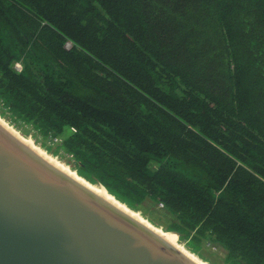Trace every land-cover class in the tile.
I'll list each match as a JSON object with an SVG mask.
<instances>
[{"label":"trees","instance_id":"trees-1","mask_svg":"<svg viewBox=\"0 0 264 264\" xmlns=\"http://www.w3.org/2000/svg\"><path fill=\"white\" fill-rule=\"evenodd\" d=\"M0 115L202 260L264 264V0H0Z\"/></svg>","mask_w":264,"mask_h":264},{"label":"water","instance_id":"water-1","mask_svg":"<svg viewBox=\"0 0 264 264\" xmlns=\"http://www.w3.org/2000/svg\"><path fill=\"white\" fill-rule=\"evenodd\" d=\"M68 166L0 115V264H210Z\"/></svg>","mask_w":264,"mask_h":264},{"label":"rangeland","instance_id":"rangeland-1","mask_svg":"<svg viewBox=\"0 0 264 264\" xmlns=\"http://www.w3.org/2000/svg\"><path fill=\"white\" fill-rule=\"evenodd\" d=\"M30 137V136H29ZM32 138V137H31ZM38 145V144H37ZM62 161V160H61ZM62 162H64L65 163V161H62ZM65 164H67V163H65ZM68 165V164H67ZM71 168H72V165L70 166ZM73 169V168H72ZM74 170V169H73ZM138 212H140L141 213V211H138ZM143 217L145 218V219H147L148 221H149V218H148V216H145L144 214H143ZM165 217H161V218H159V221H161L160 223H163V221H165ZM152 223V222H151ZM155 225V224H154ZM158 227V226H157ZM160 228H162V227H160ZM214 250V249H213ZM215 251V250H214ZM224 258H225V253L224 252H222L221 250L220 251H215V254L213 255V257H212V261L213 262H218V263H223V261H224ZM207 262H209V261H207ZM210 264H212V262H209Z\"/></svg>","mask_w":264,"mask_h":264},{"label":"bare ground","instance_id":"bare-ground-1","mask_svg":"<svg viewBox=\"0 0 264 264\" xmlns=\"http://www.w3.org/2000/svg\"><path fill=\"white\" fill-rule=\"evenodd\" d=\"M58 160V159H57ZM63 164H65L64 162H62ZM66 166H68L67 164H65ZM69 168H70V166H68ZM72 169V168H71ZM73 170V169H72ZM96 186H98L99 188H101L102 190H104L105 191V189L104 188H102L101 186H99V185H97V184H95ZM106 192V191H105ZM135 212H137L138 214H140L142 217H143V214L142 213H140V212H138V211H135ZM160 228V227H159ZM161 229V228H160ZM163 231H165V230H163ZM166 232V231H165ZM169 235H172V236H174L176 239H177V241L178 242H180L179 241V238H178V236L177 235H175V234H169ZM182 243V242H181ZM183 245V244H182Z\"/></svg>","mask_w":264,"mask_h":264},{"label":"built area","instance_id":"built-area-1","mask_svg":"<svg viewBox=\"0 0 264 264\" xmlns=\"http://www.w3.org/2000/svg\"><path fill=\"white\" fill-rule=\"evenodd\" d=\"M65 48H66L67 50L71 49V48H72V43H71V42H67L66 45H65ZM16 68H17L18 70H21V66H20L19 64L16 65ZM160 206L163 207V204H160Z\"/></svg>","mask_w":264,"mask_h":264}]
</instances>
